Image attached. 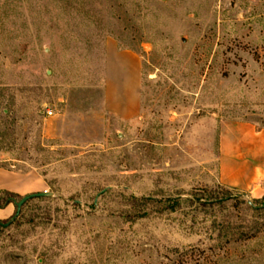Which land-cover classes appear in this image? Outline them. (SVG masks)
<instances>
[{"label":"rangeland","instance_id":"1","mask_svg":"<svg viewBox=\"0 0 264 264\" xmlns=\"http://www.w3.org/2000/svg\"><path fill=\"white\" fill-rule=\"evenodd\" d=\"M224 121L264 128V0H0V195L49 193L0 226V264H264Z\"/></svg>","mask_w":264,"mask_h":264},{"label":"crops","instance_id":"2","mask_svg":"<svg viewBox=\"0 0 264 264\" xmlns=\"http://www.w3.org/2000/svg\"><path fill=\"white\" fill-rule=\"evenodd\" d=\"M125 55L130 54L123 52L115 54L111 48L108 49L107 79L113 77L112 73L118 67L116 65L118 57ZM130 73L132 74L131 80L134 81V70L130 69ZM123 80L125 87H129L131 83L129 78L125 77ZM124 102L126 108L131 107L137 110L138 104L134 98L132 101L124 100ZM218 161L219 181L222 185L248 192L254 198L264 197V128L250 121L222 122L219 127ZM16 176L17 174L13 172L0 171V178H16ZM8 189L19 194L24 192L11 185ZM12 211L11 205L0 208V219L10 217Z\"/></svg>","mask_w":264,"mask_h":264},{"label":"trees","instance_id":"3","mask_svg":"<svg viewBox=\"0 0 264 264\" xmlns=\"http://www.w3.org/2000/svg\"><path fill=\"white\" fill-rule=\"evenodd\" d=\"M19 197L18 194L16 193H13V192H9V191H3L1 192V195H0V208L3 209V208H6L7 206H9L10 204L14 203L16 200V198ZM22 199V198H21ZM203 199V198H202ZM201 199V200H202ZM151 200V199H150ZM198 201V200H197ZM166 202L169 204L168 206V210H170L171 212H176L179 205H180V202L178 199H168L166 200ZM207 203V202H206ZM253 205V204H252ZM259 209H264V206L262 207H259ZM16 213H17V209H16V212L15 214L13 215L12 219L10 221H8L7 223L9 222H13L15 221L18 217H16ZM21 214V213H20ZM1 223H6V222H3V221H0V226L3 227V225H1Z\"/></svg>","mask_w":264,"mask_h":264},{"label":"water","instance_id":"4","mask_svg":"<svg viewBox=\"0 0 264 264\" xmlns=\"http://www.w3.org/2000/svg\"><path fill=\"white\" fill-rule=\"evenodd\" d=\"M49 196V193L47 191L45 192H39V193H33V194H28L24 196L20 201H15L14 204L16 205L17 208V213L16 217H18L22 211V208L26 205V203L32 199L35 198H42V197H47ZM12 222H9L7 224L1 223L3 226H9Z\"/></svg>","mask_w":264,"mask_h":264},{"label":"built area","instance_id":"5","mask_svg":"<svg viewBox=\"0 0 264 264\" xmlns=\"http://www.w3.org/2000/svg\"><path fill=\"white\" fill-rule=\"evenodd\" d=\"M49 114H51V112H49Z\"/></svg>","mask_w":264,"mask_h":264}]
</instances>
